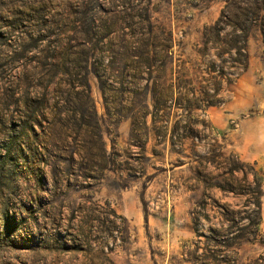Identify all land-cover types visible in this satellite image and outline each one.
Here are the masks:
<instances>
[{"label": "rangeland", "instance_id": "1", "mask_svg": "<svg viewBox=\"0 0 264 264\" xmlns=\"http://www.w3.org/2000/svg\"><path fill=\"white\" fill-rule=\"evenodd\" d=\"M89 1L169 31L176 85L131 132L144 99H108L107 117L88 76L110 159L99 178L70 113L81 61L65 54ZM226 1L0 0V264H264V44L249 26L246 68H231V29L210 33Z\"/></svg>", "mask_w": 264, "mask_h": 264}, {"label": "trees", "instance_id": "2", "mask_svg": "<svg viewBox=\"0 0 264 264\" xmlns=\"http://www.w3.org/2000/svg\"><path fill=\"white\" fill-rule=\"evenodd\" d=\"M235 1H226L225 12L211 28L210 33L217 40L226 28L231 29L233 40L224 43L223 54L230 59L233 58V54L236 59H231V68L242 71L247 64L246 45L249 26L258 29L264 44V0ZM95 4L96 7L89 1L83 5L82 11L78 12L80 17L72 21L74 27L71 32L81 34L84 39L78 46L70 47L65 54L70 57L78 53L81 61V82L70 85V90L71 94L77 98L76 100L79 98L82 100L79 102V110L71 109L70 113L73 120L78 119L84 122L78 127V137L86 132L94 136L91 162L94 170L98 171L99 178L108 168L110 159L99 131L98 117L90 96L88 76L92 75L97 81L107 117L110 116V104L114 103L108 99H120L116 103L121 106L118 108L119 111L123 110L122 104L125 103L123 99L128 97L144 99L137 107H132L140 115L126 117V120L131 121V132L137 127L146 130V119L151 114L148 99L153 110H156L159 105L156 99H174L176 85L171 78L173 74L170 58L173 46L171 33L164 28L154 26L150 18L142 17L139 20L134 17L132 19L130 14H127L124 16L125 19H121V13L116 7L103 9L100 3ZM100 12L103 13L104 18L100 16ZM230 18H234L235 21L229 20ZM94 35L95 37L99 35L97 45L104 48L99 50V53L104 56L99 61L95 60L94 51L90 48ZM77 47L79 52L73 50ZM104 59L107 60L106 64ZM112 59L113 61H110ZM47 95H50V90ZM69 103L72 104V101ZM152 117L154 118V115ZM30 130L34 133L32 127ZM73 157L74 155L68 157L69 164L75 163ZM85 178L95 179L90 175H86ZM252 181L258 195L255 207L259 211L262 193L261 178L255 174ZM258 225L259 223H256V226Z\"/></svg>", "mask_w": 264, "mask_h": 264}]
</instances>
